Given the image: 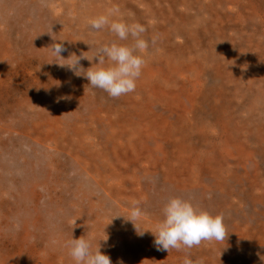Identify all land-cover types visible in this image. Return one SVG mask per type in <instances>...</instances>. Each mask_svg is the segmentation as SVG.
Here are the masks:
<instances>
[{
  "label": "rangeland",
  "instance_id": "obj_1",
  "mask_svg": "<svg viewBox=\"0 0 264 264\" xmlns=\"http://www.w3.org/2000/svg\"><path fill=\"white\" fill-rule=\"evenodd\" d=\"M50 1H34V5L40 7L38 10L43 11L38 15L36 12L30 14L31 11L24 8L27 5L24 1H17L27 15L11 12L9 24L0 23V142L6 144L3 150L10 152L9 158L4 157V153L0 154V165L10 162L17 168L12 173L0 167V182L3 183V188H0V264H74L66 246L72 236L74 239L83 237L95 244L106 238L105 233L109 239L106 244L101 242V251L110 257L112 264L120 261L123 264H184L186 256L193 264H264V125L246 134L247 131L242 132L249 127L238 131L240 126L222 118V109L234 94L229 89H222L232 85L227 82V69L231 62L220 61L213 65L207 58L210 64L199 63L196 75L191 76L154 69L148 82L145 77L143 82H136L133 93L111 98L103 90L91 88L83 77L92 66L88 60H80L79 66L84 70L78 73L81 75L78 77L66 66H59L70 64V60H61L50 53L51 45L59 39L56 31L66 29L62 23L64 18L74 19L69 9H65L63 15H57ZM216 1L214 5L208 0H178V5L171 8L168 0H163L164 12L177 5L175 14L182 21L178 27L180 31H192L203 24L200 22L211 21L210 30L199 29L205 37L201 33L193 34L195 38L197 35L204 37L202 40L207 42L201 43L205 46L202 48L200 43L197 45L205 56H208V50L217 51L216 42H231L229 46H233L235 36L241 41L248 40L256 53L260 48L264 50V0H233L229 4H221L223 0ZM185 2L189 5L184 6ZM193 3L198 4V8L205 6L208 9H198L193 7ZM217 14L223 18L218 19ZM34 19L41 23L42 33L38 37L43 40V48L36 44L34 38ZM150 20L146 22L157 27V21ZM160 36L167 41L169 39L164 33ZM181 36L172 40L180 44ZM218 47L222 49V45ZM70 53L64 51L61 56L67 59ZM177 76L185 82L182 86L187 87L189 96L195 98L193 103L188 105L181 97L173 96L177 90L171 88L174 86L172 77ZM220 78L225 80L219 83ZM206 91L214 100L198 106L197 102L203 100ZM168 98L182 102L168 105ZM123 100L138 101L137 104L145 101V112H137L134 108L129 110V105ZM149 100L154 101L152 106L147 105ZM164 102L167 106H163ZM147 106L151 108V114L143 119ZM64 108L71 113L65 114ZM171 108L176 112L169 118ZM178 116L186 120L185 125L180 126ZM72 117L89 119L83 124L89 128L88 137L82 136L81 141L74 137L60 140L64 130L55 121L61 119L69 125ZM126 118L136 126L132 130L130 125L119 131L131 134L126 133L130 136V143L116 142L108 155L101 154L104 155L102 158L106 156L107 160L102 161L116 179L106 186L112 190L121 188L125 205L120 197L108 196L103 189L108 180L102 171L94 173L93 167H88L91 174L86 170L87 175L84 176L80 173L82 165L78 167L76 164L82 162L84 154H91L84 148L95 150V156L99 157L101 152L96 150L105 149L104 142L107 141L97 138L104 134L113 135L117 129L108 128V121L121 123ZM166 118L167 123L164 124ZM90 119H95L94 123ZM200 119L204 120V129L194 125ZM154 121V126L149 129L144 125V122ZM219 125H223L224 133ZM191 127L197 129L193 131V137L189 136ZM185 128L190 129L180 132ZM43 135L54 136L55 142L45 141ZM18 138L21 143L16 142ZM99 141L101 145H98ZM14 155L20 157L17 163L10 161ZM82 180L92 185L94 204L101 208L98 211L96 208L93 211L84 209L81 212L83 220L77 221L72 217L78 208L74 205L76 195L73 190ZM63 184L72 185V188L66 190ZM173 197L189 200L194 207L200 206L198 211L222 216L227 232L225 241H202L191 249L157 251L151 233L146 232L139 237L133 225L124 220L129 215L128 205L132 206L133 201L139 202L144 215L135 225L154 233L153 218L157 220L161 214L159 221L163 219L162 209ZM99 225L101 228L97 229Z\"/></svg>",
  "mask_w": 264,
  "mask_h": 264
},
{
  "label": "bare ground",
  "instance_id": "obj_2",
  "mask_svg": "<svg viewBox=\"0 0 264 264\" xmlns=\"http://www.w3.org/2000/svg\"><path fill=\"white\" fill-rule=\"evenodd\" d=\"M17 1L19 3L24 1L25 4H27L24 8L30 10L31 12L28 11V12H30V14L35 13V12H36L35 15L43 13V11L38 10L40 7L34 5L35 0H0V23H3V25L9 24L8 23L9 19H12V16H10L11 12H15L17 15H20V16L27 15L25 9L22 8L19 5V3L17 4ZM196 1L202 2V0H196ZM208 1L211 4L213 3L214 5L217 3L216 0H208ZM230 1L233 3V0H223L220 3L221 4L222 3L223 4L224 3L229 4ZM50 2H51L50 5L54 6L52 8L56 9L55 11H57V15H59V14L63 15V12L65 11V9H69L72 12V14L74 15V19L72 21H69L68 19L64 18V21H62V23L66 25V27H65L66 29L63 28V29H61V31H58V30L56 31V33H59L58 34L59 39H57V41L55 40L54 43H62L64 48L66 49L65 52H69V53L72 52V53H75L76 55L82 53V55L86 56L87 58H91L96 53L97 49L101 45L111 44L113 42H116V43L122 44V45H126V46H132L134 44V40L131 37H129L128 40L120 41L115 37L114 34L109 32L107 29H104L102 31H97V30H93L90 27L89 21L91 19H93L99 15L105 14L107 12V10L112 8L113 6H118L119 10H120V16L113 17V19H123L128 24L139 23V24L143 25L145 27L146 31L142 34V36L145 40H147L149 42V47L146 50V52L143 53V58L145 60V65L142 69L143 75L141 74V76L139 77L137 82L138 81L143 82L144 81L143 77H145V79H148L147 80V82H148L149 77L151 79V77L153 76L151 71H153L154 69H160L162 71H166L167 74H173V75L179 74V76H181V74H184V75H190L191 76V75H196L197 70H198L197 65L199 63L206 62L207 64H210L209 61L207 62V58L211 59L213 65H217L220 61L223 63L230 61L231 63L229 64V66H228L229 68L227 69V72L229 74L227 77V82L232 84V85L229 88H228V86H226L227 88H222V89H225V90L229 89L234 94L231 95V98L229 99V101L224 105V107L222 109V114H221L222 118L223 119L224 118L229 119L231 122H234L235 126H240L238 131H241V129L244 128L245 126L249 127L248 130H244L242 132V133H244L247 131L246 134H250L251 133L250 130L257 129L260 126L264 125V110H263L264 109V105H263L264 102H261V101H264V67H263L264 66V50H263V48L262 49L260 48L258 53H256L255 50H252V46H250L248 40H246V41L242 40L241 41V40H239L238 36H235L236 42H234L235 44H231L233 46H229L231 42H229V43H226V42L220 43L221 41L216 42V43H218V46L222 45V49L217 46V48H218L217 51L208 50V56L209 57L203 55L202 52L197 48V45L200 43L199 45L201 46V48L205 47L201 43L202 42L207 43L204 40H202L206 35L204 33L199 32V29L206 28V29L210 30V28L212 26L211 21L208 20V21L200 22L201 24L202 23L203 24L200 27H196L192 31L190 29L187 31L184 30L185 32L180 31L178 29V27L182 24V21L180 20V17H177V15L175 14V7L178 5L177 4L178 0H175V3L172 0H168V3H170L169 6H171V8H173V6L175 4H177V5L174 7L173 10L167 9L165 12H164V9H165L164 6L165 5L163 4V0H51ZM189 2H191V1H189ZM181 4H182V2H181ZM193 4H195V6H193V7L198 8V6H197L198 4H196V3H193ZM262 4H263V2H262ZM262 4H260V6ZM183 5L186 6V5H189V3L185 2ZM221 7H223V5ZM199 8H207V7L204 6V7H199ZM227 11H229V10H227ZM193 15L198 16V14H196V13H194ZM181 18H183V17H181ZM186 18H185V21L188 20ZM222 18L223 17L218 15V19H222ZM150 19L157 21V23H158L157 27L156 26L152 27L151 23L146 22ZM151 20H150V22H151ZM216 21H218V20H216ZM40 24H41L40 21H36V19H34V21L32 23V25H33L32 28L34 29L33 31H34V38H35L36 44L39 45L40 47H42V46H44L42 44L43 40L42 39L40 40V37H38L42 33V28H41ZM221 24H223V23H221ZM187 25H189V24H187ZM238 28H239V26H238ZM149 29L151 31L148 35ZM184 29H185V27H184ZM191 29H193V28H191ZM159 31H162V33H159ZM239 31H240V29H239ZM204 32H206V31H204ZM237 32H238V30H237ZM163 33H164V35L169 36L168 41L164 37L160 36ZM199 33H201V35L204 34V37L203 38H202V36L199 37L198 36ZM193 34H198L197 38H195L193 36ZM179 35L180 36L182 35L181 36L182 41H179L180 44L176 43L174 40H172L174 37L179 38L178 37ZM75 36L78 38L75 39ZM245 38H247V37H245ZM231 41H233V38L231 39ZM253 43H255V41ZM257 44H259V43H257ZM256 48H258V47H256ZM136 54L139 55L140 53L137 52ZM189 55L191 56L190 59L188 58ZM216 57H217V59L213 62V59ZM96 62L97 61L94 59L91 62V65L95 64ZM259 65L262 67L259 68L260 67ZM105 66H107V62H106ZM257 66H259V67H257ZM93 67H95V65H93ZM179 76L172 77V84L174 86H172L171 88L177 90V92H175L177 94H175L173 92L174 93L173 96L176 98L181 97L184 100V102H186L189 105L195 101V98H193L192 96H189V94L187 92V87L185 85L182 86V84H185V82L182 80V78H179ZM226 76H227V74H226V69H225L224 77H226ZM178 78H179V80H178ZM223 78L222 79L220 78L221 80L219 81V83L221 81L225 80V79L223 80ZM175 84H179V85L181 84V86L176 87ZM230 88H232V89H230ZM138 91H140V90H138ZM222 94H224V93H222ZM213 100H214V97H208V93L206 91V93L203 96V100L198 101L197 104H198V106H201L202 104L212 102ZM122 102L124 104L129 105V110H132L134 108L137 112H138V110L141 111L142 113L145 112V109H144L145 101H142L139 104H137L138 101L131 103L128 100L127 101L123 100ZM153 102H154L153 100H149L147 105L152 106ZM166 102L168 105H175V104H178L179 102H182V101L181 100H175L173 98H168V100ZM174 102H175V104H174ZM121 105H123V104L121 103ZM165 105H166V103L163 106H165ZM179 105H181V104H179ZM148 106L146 108L147 113L142 115L143 119L151 114L150 113L151 108ZM65 108H66V106H65ZM65 108L62 110V111L66 112L65 114L71 113L69 110H67ZM57 110H59V109H57ZM110 110H112V112L114 111L112 108H110ZM175 112H176V110L174 108H171V112L169 113L168 117L171 118V116ZM114 115L116 116L115 111H114ZM256 115L261 116L263 118L258 119V117H256ZM58 117L61 118L60 116H58ZM61 119H63V117ZM61 119L55 121L64 130L63 131L64 135L61 137L60 140H63V141L64 140H70L74 137L75 139L81 141L80 139L82 136L88 137L86 134L88 133L87 129H89V128L88 127L85 128L83 125L85 122L89 121L88 118L87 119H85V118L74 119L72 117L69 125L62 122ZM90 121L93 122V121H95V119H90ZM156 121H154L152 123L144 122V125L147 126L149 129V127L154 126V123ZM166 121H167V118L165 119L164 124L167 123ZM177 121L180 123V126H183L186 124V120L182 116H178ZM203 121H204L203 119L196 121L194 123L195 127L197 126V128L199 127V129L202 127L204 129ZM130 122H131V120L127 119V118L124 119L121 123L108 121V125H107L108 128H112V127L115 128L116 127L117 129L114 130L113 135L104 134V135L97 138L98 140L100 138H102L103 139L102 141H107V142H104L105 149L102 150V149L98 148L96 150V151L101 152L100 156L99 157L95 156V150H86L84 148L83 149L84 151H91L92 155L89 152L86 155L83 153L84 157L82 159V162H79L76 164V166L78 165V167L82 165L80 167V171H81L80 173H81V175H84V176L87 175V171H88V174H91L88 167H93L94 173H96L98 170L102 171L101 174L104 173V175H105L104 178L106 180H108V182L104 183L103 189L108 193V196H113L114 198L116 197V199H117V197H120V201L124 202L125 205H126V202L121 197L122 196L121 195L122 189L119 188L117 190V188H116L115 190H112L111 188H108L106 186L107 183L113 181L115 178L112 175H110L109 168L107 169L105 167L106 164L104 163V161H102L103 159L107 160L105 158L106 156L104 158H102L104 155L101 156V154L107 153L106 155H108V153L111 152V147L116 142L122 143V144H129L130 143V141H131L130 136H128L126 134V133L130 134V133L125 131V130L124 131L126 133H122L121 131H119L123 128L129 127L130 125H131V130H132L134 128V126H136V125H134ZM50 124H51V126L53 125L52 123H50ZM189 129L190 128L181 129L180 132H186ZM219 129H220V131H223V125H219ZM193 131H197V129L191 127V130H190L191 134L189 136H192V137L194 136ZM3 132H5V131H3ZM101 132H100V134H101ZM109 133H110V131H109ZM223 133H224V131H223ZM237 133L240 134L239 132H237ZM40 137L41 136H39L38 138H40ZM28 138H29V140H33L32 137H28ZM42 138H44L45 141H49L51 143L55 142V137L52 135L51 136L43 135ZM83 139H82V141H83ZM19 140L20 139L18 138L16 142H20ZM27 143H28V140H27ZM83 143H84V141H83ZM108 143H109V145H108ZM101 144L102 143L100 142L98 145H101ZM15 145H16V143H15ZM27 145L30 146V144H27ZM3 147H6V144L0 142V154L4 153V157L9 158L10 152L4 151ZM115 147H118V146L115 145ZM107 150H109V151H107ZM78 152H80V150ZM18 159H20V157H18L17 155H14L10 159V161L17 163ZM168 163H169V161H168ZM183 166H184V164H183ZM0 167L6 171H11L12 173L14 172L12 170L17 169L10 162L8 163V165L2 164V165H0ZM16 171L17 170H15V172ZM194 171H195V169H194ZM11 172H9V173H11ZM94 176H96V175H94ZM79 177H80V175H79ZM134 178H136V177H134ZM79 179H81V178H79ZM169 180L171 182H173L172 179H169ZM75 181H73L71 184H73ZM114 181H116V179ZM97 182L99 183V180ZM97 185H99V184H97ZM62 186L65 187L66 190H69L70 188H72V185L68 186V185L63 184ZM120 187H122V186H120ZM0 188H3V183H1V182H0ZM75 189L76 190H73L74 194L76 195L75 196L76 202H74V205L78 208H76L77 210H75L74 216H72V217H75L77 221H81V220H83L82 219L83 215L81 214V212L84 209H87L88 211H93V209L96 208L98 211V209H100L101 207L100 206L96 207L97 204L96 205L94 204L95 199L93 197H95V196H94L93 191H92L93 188H92V185L90 186V184L87 181L86 182H84L83 180L80 181V184H78V186ZM70 193H72V192H70ZM79 199H81L80 202H78ZM97 200L99 201V199H97ZM83 202H85V204H83ZM106 204H107V201H106ZM107 205H109V203ZM128 207L131 208L132 206L128 205ZM199 207L200 206L195 205V208L197 210ZM102 209H104V207H102ZM98 215H100V214H98ZM160 216H161V214H158L157 220L155 218H153L154 222L151 225L155 226L156 223L159 222ZM96 218H98V216ZM155 221H157V222H155ZM119 225H121V224H119ZM96 228L97 229L101 228V225L97 226ZM107 229H108V227H107ZM126 234H127V232H126Z\"/></svg>",
  "mask_w": 264,
  "mask_h": 264
},
{
  "label": "clouds",
  "instance_id": "obj_3",
  "mask_svg": "<svg viewBox=\"0 0 264 264\" xmlns=\"http://www.w3.org/2000/svg\"><path fill=\"white\" fill-rule=\"evenodd\" d=\"M118 16H120L119 7L113 6L105 14L91 19L89 24L93 30L107 29L120 41L131 37L134 40L132 46L113 42L101 45L91 58H84L81 53L80 56L70 54L67 59L61 56V53L66 51L62 43H53L50 48L53 57L71 61L70 64L59 66H66L78 77L81 76L78 73L84 70L79 66L80 60L86 59L91 63L95 59L97 61L93 64L95 67L92 65L88 68L83 77L88 80L91 88L103 90L111 98H119L136 90V82L145 65L143 53L149 47V42L142 36L146 31L145 27L139 23L128 24L123 19H113ZM137 52L140 54L137 55ZM106 62L107 66H105ZM138 205L139 202L133 201L128 218H123L133 225L137 236L143 237L146 232L151 233L157 251L191 249L199 246L202 241L220 242L225 241L227 237L222 216H212L206 211H198L189 200L180 197L170 198L166 202L162 209L163 219L156 223L154 233L140 230L135 222L144 213ZM105 236V239L95 244L83 237L74 239L72 236L66 246L74 264H112L110 257L101 251V242L106 244L109 239L106 233ZM118 264L123 262L120 261ZM184 264H193V262L186 256Z\"/></svg>",
  "mask_w": 264,
  "mask_h": 264
}]
</instances>
